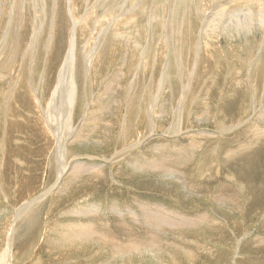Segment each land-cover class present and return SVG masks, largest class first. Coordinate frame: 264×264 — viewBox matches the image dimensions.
I'll list each match as a JSON object with an SVG mask.
<instances>
[{
	"label": "rangeland",
	"instance_id": "374dc122",
	"mask_svg": "<svg viewBox=\"0 0 264 264\" xmlns=\"http://www.w3.org/2000/svg\"><path fill=\"white\" fill-rule=\"evenodd\" d=\"M146 1H149V10L151 9V5L154 3V1H156L158 4L162 2V0ZM176 3L177 2L172 5L173 13L170 17V19H176V21H172L176 22V28L177 26H179V23L181 24L183 22L184 24L186 23L185 26L188 29L194 28L195 24L188 20V18H190V14L194 15V10L188 9L187 18H185V20H182V15L185 14L183 12H186V10L183 11L184 7H181ZM249 4L250 3H245L246 6H248ZM41 6L42 5H40V8ZM125 9L123 10V12L125 11ZM9 11H11L10 6ZM123 12H120L119 15H121ZM51 14H58V11H55V9L51 7ZM84 14H80L81 17L79 22L83 19ZM117 17L119 16H116V18ZM99 18L101 23L105 21V19L101 16H98L97 20ZM113 20L115 19L112 18L110 19V21H108V26L109 23H111V21ZM144 22H149V20L140 21V23L136 25V29H139L140 31L147 30L148 33H153L154 31H156L157 33L161 32V28L158 24H156V26L154 25V27L157 28L147 29L145 26L149 23L145 24ZM46 23L48 25L51 24V26H49L51 28H56L57 26L59 27V25L60 27L66 26V23L62 20L52 22L50 21ZM38 24L37 28L45 23ZM172 24L174 25V23ZM166 25H164L165 27L163 28L165 33L166 28L168 27V25ZM104 26H107L106 22H104V24L102 25L101 30L105 29ZM30 27L28 23L25 26L21 27L24 33L23 37L25 38V41L22 40L21 42L16 44V47H13L15 41L13 40L12 42H10V40L8 39H12L18 34V28L16 29L11 25L9 18L2 20L0 24V76L8 75V71L6 69H2L4 68V66L10 67L9 70L11 68L14 69L12 78H8L7 76L4 80L3 76L0 78V249L5 246L7 235L9 234L8 229L11 228L12 230L10 231V233H12L13 238V246H11V250H13L12 252L14 253H12V264L104 263L100 262L98 259H103L105 261V264H116L134 257V259L137 260L138 257H140L139 260H141L142 258V261L149 262V264H170L173 262L172 259L175 258L177 254V257H179V259L181 258L184 262H186L185 264H264V253L254 254L249 249V246L244 245L251 241H255L256 239H264V144L258 142L259 146L257 145V148H251V150L249 148L248 151H240L239 146H237L242 143L246 144L247 141L249 142L251 140L250 137L246 136V134H243L244 132H242L243 129H245L250 124L260 126L262 132L264 131V47L262 46L261 42H259L260 37L256 36L255 34L256 37H254L256 39L254 40L249 39L251 38V36H247V39H249V41H246V43H244L243 36H241L239 40L236 39L232 42L238 45L235 46L237 49L234 48L229 51L225 48L226 45L223 39V54L215 55L216 57L220 58V60H217L216 58L211 64L212 67L206 69L204 66L203 68H200V65L196 66V57L198 56V59L200 61L203 58L200 45H202V43H204L205 41L203 42L204 39H202V37L198 39L197 37H193L195 36L193 35V32V36H188L185 34L177 36L176 34L174 37H166L165 41H162L160 36L148 37V35L142 32L137 33L138 31H135L134 34H132L130 31L124 29L125 32L127 31L126 33L124 32L127 35H122V33H120V37L117 36L109 38V44L111 47L115 48L113 50L116 51V54H111L107 58H104L100 63L91 64L90 69H88V84L86 85L84 82L82 87L79 89L82 97H78V107L74 110L73 115L70 117L71 123L70 121H68L69 125L67 126L64 134V130L61 131L62 140L60 142V140H58L54 136V134H58L56 132V129L49 126V121H46L47 116L45 115V118V113L43 114V112H46L48 108V99L50 97V94L53 93L52 91H54V89L56 88L59 74L63 68V60L67 57L68 50L64 47H66L67 44L70 45L68 41L71 40L72 37L66 42V37L61 34L57 35L54 32H51L50 35L49 30L51 29H47L48 26L44 25V27L47 29L45 32L47 39H49L48 41L50 42H47L46 36L42 38L39 37L38 39V43L36 45L38 51L36 52V55H33L36 58L37 66L32 65L33 68L36 69L34 73L35 79L33 80V82H31V88L33 87L32 89H34L32 91L29 88L28 84L30 81V75L28 72L29 65H26L29 64L28 60L31 57V53L29 54L30 56L28 55L25 58L26 61L23 58L24 53L26 52L25 48L27 47V50L30 45L29 39H32ZM130 27L135 28L134 24H132ZM52 39L53 41L51 42ZM7 40L9 41V43ZM83 40L84 37H79L80 42H83ZM127 41H129L130 43ZM6 43H8V45ZM131 44H134V46ZM155 45L157 46V48ZM9 47L11 48V50L9 49ZM12 48H15V51H12ZM131 48L133 50H137L141 54H139V57L143 56V54L149 57L148 61L150 62V66L153 67L151 76L154 75L155 71L154 77L150 78V75H145L146 77H144V82H142L144 84L143 88L141 89L142 91L137 90L136 92L131 93L130 96L128 95L129 97L125 96V94L122 93L125 96L124 98L128 100V103H124V106H122V108L120 109H118V105L115 102L123 98V95L119 94V91L121 90H115L116 93L112 95L113 98L105 101L107 108L103 113H100L101 123L98 125V128H96L97 130L95 129L92 133L89 134L88 130L86 129L83 137L81 134L82 139L78 141L77 135L81 129V126H83L82 124L93 119L92 117H90V112L92 111V113H94L95 110L102 108L101 105H103L104 103L98 102V96L103 91L108 82L115 75L123 72L125 77L121 79L120 86L127 87L128 81L130 80V74L132 75L134 68L139 67L137 66L141 63L139 58L133 60V62L129 57L126 58L127 49ZM172 51L174 53H172ZM162 53L163 58H161ZM85 54H87V52H85L84 55ZM11 56L14 57L16 61L18 60V62L20 61L21 63H23L26 68H16L15 65H12V62L14 61L10 59L12 58ZM54 56L57 58H55ZM252 56L255 59L251 60L250 58ZM45 57H47L46 60ZM83 57L84 56L77 57V62L78 59H80V61L77 63L74 71L76 73L75 80L70 81V76H66L64 80L66 84L71 82L74 87H80V84L82 82L78 75L81 74L82 78L85 79V75L83 73H85L86 71L85 64L81 62V58ZM237 57H239V60L237 59ZM118 58L121 60H119ZM245 58H247V60H245ZM117 60L120 61V63H117ZM244 61L245 63L246 61L247 63H251V65L254 64V66L252 67L254 71L253 77L255 78V80H252L253 83L251 82V80H249L250 75L247 72V67H240V65H242ZM75 62L76 61H73L74 65ZM31 63L32 62H30V64ZM141 65H145V63L142 62ZM160 65L162 66V68ZM164 65H167V76L169 77L167 86L169 90H165L161 86L163 74L162 71H164L165 68ZM194 66L198 67L197 70L195 69L196 79H193L194 85L192 84V87H189L188 79L190 77V73L192 72L186 73V69L188 67V69L192 71V68ZM231 67H233V69H231ZM81 68L82 70H80ZM83 68L85 69V71ZM234 68L236 69V71L234 70ZM237 69L241 73L243 86L239 88L243 92L241 91L240 95L238 94L237 96H234V94H232V91L230 92V90L234 89L235 84H232L230 86L228 82L231 79L240 81L239 76H236L235 78L234 75L235 72H238ZM226 71L229 72L228 74H230L228 78L226 75H224ZM179 73L181 74L179 75ZM185 73L187 75L186 78ZM215 74L218 75V77L215 78L214 83L210 84V79L211 77H216ZM19 75L21 76L22 86L20 85L19 87H17L15 86V83H17L16 78ZM39 77L41 81L45 77L44 84L41 86L38 84L40 82V79H38ZM92 78L93 80H91ZM177 79H179L180 81L178 82ZM158 86L160 88H158ZM14 87L16 89H14ZM179 87L181 88L178 91ZM186 88L189 89L183 97V91ZM10 90L13 92L12 97L10 96ZM88 90H90L92 93ZM31 92H33V94ZM158 94L160 95L157 99L158 103L156 104L157 101H155V96ZM171 94L173 96H170ZM38 98H41L40 106H42V108L40 110L43 111V116L40 115L41 111H37V108L39 106ZM30 100L35 101L31 102ZM180 100L184 101L181 102ZM82 101L85 102L82 103ZM12 103L14 105H12ZM82 104L84 105V107L82 106ZM180 104L181 106H179ZM178 112L180 113V115ZM177 116L179 119L177 118ZM256 116H259L260 119L258 118L257 120ZM126 117L127 121L125 122ZM34 121L36 122V124ZM54 122L56 121H53V124H55ZM116 123L121 124L120 126H115ZM43 130L49 136L43 134ZM100 131L107 133V137L104 138ZM187 137H192L191 139L197 141L196 144L191 146L193 147V158L191 159V156L187 155L181 162L182 164H180V166L171 165L170 163L172 159H170V157L166 158V161L169 162H166V165L173 166L175 169H178L177 171L179 172H174L172 174L170 172H161L154 174L147 169L143 172H136V169L134 170V168L130 167L128 164L125 165V163H123L124 159L127 160L134 155H141L146 158L160 157L157 153H161L162 151L160 149L156 150V146L162 147L163 144H178V146L185 144L187 145ZM235 138H237L238 141L235 142ZM57 140L59 141V144H57ZM229 144H231L232 146ZM261 144L263 145L260 146ZM196 145H199V149L196 148ZM57 146H60L61 148L63 147L62 152L65 151L63 153L67 159L64 160L65 172L68 173L71 164H75L74 166L78 167V171L75 173L77 174V176H74L75 178L73 177V183L68 186L69 188L67 187L65 190L60 191L61 187L63 186V182L65 181L64 179L63 182L61 181V187L59 188V190H57L61 194L58 193L55 195H51L53 194V191L59 187L58 185V187L55 188V184H57L56 182H58V179L56 177V175L58 176L57 168H59L55 160V151ZM255 149H257V151ZM127 150L130 151L127 153L126 157H124V159L122 160H119L118 157L120 156V154H124V152ZM159 155H161L162 157L163 153ZM49 158L51 159L49 160ZM187 158H189V160L191 159V161L193 162L191 165H187L188 163H191V161L186 160ZM65 161L67 162V164H65ZM138 165H141L140 162L138 163ZM93 167H95L96 169H93ZM119 167L122 168L120 169ZM102 168H104L103 172L97 170H101ZM79 170H81V172ZM95 170L98 171L97 175L94 174L96 172H93ZM121 170L124 172V174H122ZM116 171L118 175L116 174ZM113 173L117 176L113 177ZM177 173L178 175L175 176V174ZM153 178H157L159 179V181H156ZM184 180L186 181L184 182ZM86 183L88 187H86ZM90 184H93V186L91 187ZM196 186H199V189L201 190H199ZM222 187H227L229 191L231 190V193H228L226 197L221 196V194H219V189H221ZM50 189L53 190L51 193H49L51 191ZM57 191H55V193ZM101 191L103 193H101ZM191 191L192 194L189 193ZM193 192L196 193L194 194ZM216 193L217 196L215 195ZM232 193L236 196V200H234L230 195ZM170 194H172L173 196ZM183 194H186L185 196H188L185 197ZM257 195L259 197L261 195L263 196L259 198ZM190 197L193 198L190 199ZM186 198L188 200H186ZM110 200L111 203L109 202ZM34 201L35 206L41 204L38 206L39 210H37L34 214L35 217H37L36 223L34 225H20L21 223L19 220L23 219L24 215H22L23 212L21 214H18L17 212H19L20 208H22L23 206L32 204L34 203ZM218 202H221V204H219ZM202 203L203 205H201ZM258 203L262 205L260 206ZM141 204H143V206ZM206 204H208L209 206H205ZM80 205L82 206V209H79L81 208ZM88 205L91 210L86 207ZM210 205L212 208L210 207ZM194 206L197 208H194ZM93 210H97V213H95ZM129 212H132L134 216L136 215L135 218H137V220L140 218L138 222H142V224H151L150 218L153 219V222L156 226H158L157 217L161 222L165 215L171 220L174 218V220H176H172V223L174 224H177L181 221L180 219V221H178V217H190L192 218L191 220L196 218L197 222L200 223L199 218L206 216L207 218H204L207 220L206 222L208 223V227L203 224L194 228H184V225L177 226L178 229H169L168 227H165L164 232L161 233V235L157 234L158 242H156L155 245H150V243L147 242L148 246H143L141 244V246L143 247L133 250L127 254L116 253L114 249L112 250V248L105 246V243L101 241L100 236H96V238L94 236V238H90L88 240L87 238L86 240L84 238L83 240L81 239L82 241L79 240L78 242L67 240L61 236L63 234V231L65 232V229L63 230V228L65 227H61V225H63L64 223H68L69 226L73 224L79 225L84 221L83 223H89L92 225L98 223L97 225L99 226L100 224L103 225V223L99 222L100 220L104 222L103 226L105 227H100V225L98 229L100 232H105L106 235H108V242H110L111 245L112 240L118 242L121 241L120 243H117L119 245L125 243L127 232L131 234V236L134 235L133 238L137 236V238L140 239L143 237L144 231L140 232L135 229L132 222L130 221ZM78 213H81L83 215L79 217L73 216L74 214ZM203 214L205 215L203 216ZM85 216L87 218L89 216L90 217L87 219L85 218ZM144 216L145 218H143ZM97 217L99 220L96 219ZM212 219L213 221H211ZM124 220L127 224L124 223ZM105 221H108L109 224L108 222L105 223ZM118 221H121L122 224H125L126 227L123 226L125 229L120 226H116ZM163 225H165V223H163ZM58 226L62 229H60ZM220 227L225 228V233L227 234V236L225 235V239L217 231L221 230ZM103 228L108 231H105ZM132 231L134 232L132 233ZM109 232L111 235L108 234ZM109 237H111V239ZM90 240H92V242H90ZM68 241H71L69 245ZM80 241L84 242V244H81ZM72 242L73 245L71 244ZM131 244L132 243H125L126 246L124 245L125 247H123V249L127 248V245ZM245 246L246 250L244 249ZM86 247L87 249H85ZM145 247H147L148 249H146ZM141 248H145L144 251L143 249L141 250ZM180 249L182 250L180 251ZM148 251L151 252L152 255L150 253H147ZM182 251L192 252L193 260H185L183 257L184 255H181ZM210 251H213L214 256L218 258L220 262L215 259L213 254L209 253ZM203 252H205V254ZM146 254H149L147 255L148 257L146 256ZM162 254L167 256L163 255L160 257L159 255ZM143 255L145 258L143 257ZM210 255H212L211 257L213 258L214 262H209L208 259ZM154 256L155 258H153ZM170 256L172 257V259ZM179 259L177 258L176 261H178Z\"/></svg>",
	"mask_w": 264,
	"mask_h": 264
},
{
	"label": "bare ground",
	"instance_id": "6f19581e",
	"mask_svg": "<svg viewBox=\"0 0 264 264\" xmlns=\"http://www.w3.org/2000/svg\"><path fill=\"white\" fill-rule=\"evenodd\" d=\"M175 2H177L176 4H178L179 6H183V11L186 10V12H183L185 14L182 15V20H185V18H187V13H188V9H192L194 10V15L190 14V18H188V20H190V22L194 23L195 26L194 28L188 29L184 22L183 23H179L181 21H179V26H175L176 22H172L173 20L176 21V19H170L172 12V5L175 4ZM153 3V2H152ZM245 3H250L248 6L245 5ZM4 5V6H3ZM40 5L41 8H40ZM149 1L146 0H0V24L2 22V20H5L6 18L10 19V23L12 26H14L16 29L18 28V34L12 38V39H8L10 40V42H12L13 40L15 41V43L13 44V47H16V44L21 42L22 40H24L25 38L23 37V31L21 29L22 26H25L27 23L30 27V22H31V27H30V32L32 33V39L30 40V45L29 48L26 50L25 48V53L23 58L25 59L30 53H31V57L28 60L29 64V68H28V72H29V77H30V81H29V88L33 91L34 89L31 88L32 84L31 82H33V80L35 79L34 73L36 71V69L33 68L32 65L37 66L36 65V58L33 55H36V52L38 51V48L36 47L37 43H38V39L39 37H45L46 36V30L47 29H51L49 30L50 35L51 32H54L55 34L59 35H63L66 37V42L71 38V40H69V44L70 45H66V47L68 50L67 53V57L63 60V68L59 74L58 77V82L56 84V88L54 89V91H52L53 93L50 94L49 97V105L48 108L46 110V112L41 111L40 109L42 108V106H40V99L38 98V103L39 106L37 108V111H41V116L42 112L44 114V116H47V122L49 121V126L54 127L56 129V132L58 133L57 135L54 134V136L60 140H62L61 134L63 131V134L67 128V126L69 125L68 121H70L71 123V119L70 117L73 115V112L75 109H77L78 107V97H82L81 96V92L79 91V89L82 87V85L88 84V69H90L91 64L93 63H100L102 62V60L104 58H107L108 56H110L111 54H116V51L113 50L115 48L111 47L109 44V38L111 37H117L119 36L120 33H122V35H127L125 34V30L130 31L132 34H134L135 31L142 32L146 35H148V37L150 36H160L162 41H165L166 37H170V36H175L177 34L181 35V34H185L188 36H193V37H197L200 38L202 37L203 42L201 46V54H202V60L200 61L197 58V64L196 66L200 65V68H203V66L208 69L211 66V64L213 63V61L217 58V60H220V58L216 57L215 55L219 54L222 55L223 51H222V42L224 39V43L226 45V49L232 50L234 48H236L235 46H238L235 43H232L233 41H235L236 39L239 40L241 36H243L244 39V43H246V41H249V39H256V36H259V42H261L262 46L264 47V0H185V1H180V0H162L161 3H157L156 1H154V3L151 5V9L149 10ZM9 6L11 7V11H9ZM178 6V7H179ZM51 7L55 9V11H58V14H51ZM180 7V8H181ZM85 8V10H84ZM126 8V9H125ZM125 9V11L123 12V10ZM148 9V10H147ZM113 10V11H112ZM161 10V11H160ZM180 10V9H179ZM84 11V12H83ZM100 12V13H99ZM120 12H123L121 15H119ZM180 12V11H179ZM192 12V11H191ZM84 14L83 19L79 22L80 20V14ZM177 13V12H176ZM182 14V13H181ZM174 15V14H173ZM178 15V14H177ZM98 16H101L105 19L104 22L107 23L108 26V21H110V19L114 18L115 20L111 21V23H109V26L104 30L102 29V25L104 24V22H100V18L97 20ZM116 16H119L116 18ZM174 17V16H173ZM102 18V19H103ZM110 18V19H109ZM57 20H62L66 23L65 27H60V23L58 24L59 27L57 26L56 28H51L46 22H52V21H57ZM147 21L149 20L148 25H146L145 27L147 29L150 28H157L154 27V25L156 26V24H158L161 28V32H156L154 31L153 33H148L147 30L146 31H140L139 29H136V25L138 23H140V21ZM59 22V21H58ZM189 22V21H188ZM38 23H45L40 25L37 28V24ZM145 23V22H144ZM145 23V24H146ZM174 23V25L172 24ZM132 24H134L135 28L130 27ZM168 25V27L166 28V33L163 30V28L165 27L164 25ZM39 25V24H38ZM44 25H47V29L44 27ZM53 25V23H52ZM157 25V26H158ZM166 25V26H167ZM172 25V26H171ZM188 25V24H187ZM55 27V26H54ZM177 31V32H176ZM125 32V33H124ZM193 32V35H192ZM53 33V34H54ZM141 33V34H142ZM21 34V35H20ZM140 34V35H141ZM157 34V35H156ZM256 34V36H255ZM49 35V34H48ZM53 36V35H52ZM247 36H251V38L247 39ZM255 36V37H254ZM50 37V36H49ZM79 37H84L83 42L79 41ZM120 37V36H119ZM130 37V36H129ZM141 37V36H140ZM31 38V37H30ZM145 38V37H144ZM180 38V37H179ZM47 39V36H46ZM59 39V38H58ZM113 39V38H112ZM117 39V38H116ZM141 39V38H140ZM152 39V38H151ZM7 40V41H8ZM49 39H47V42L49 43L50 41H48ZM115 40V39H114ZM123 40V39H122ZM128 40V39H127ZM137 40V39H136ZM144 40V39H143ZM172 40V39H171ZM207 40V41H206ZM242 40V39H241ZM25 41V40H24ZM53 41V39L51 40V42ZM62 41V40H61ZM124 41V40H123ZM130 41V40H129ZM127 41V42H129ZM142 41V40H141ZM153 41V40H152ZM65 42V41H64ZM139 42V41H138ZM143 42V41H142ZM147 42V41H145ZM144 42V43H145ZM200 42V40H199ZM239 42V41H238ZM9 43V41H8ZM8 43H6L8 45ZM130 43V42H129ZM194 43V42H193ZM52 44V43H50ZM54 44V43H53ZM126 44V43H125ZM141 44V43H140ZM148 44V43H147ZM156 44V43H155ZM158 44V43H157ZM167 44V43H166ZM25 45V44H24ZM64 45V44H63ZM134 46V44H131ZM139 45V44H138ZM197 45V44H196ZM49 46V45H48ZM116 46V45H115ZM156 46V45H155ZM195 46V45H194ZM199 46V48H200ZM253 46V45H252ZM12 47V46H10ZM9 47V49L11 50V48ZM143 47V46H142ZM164 47V46H163ZM198 47V46H197ZM254 47V46H253ZM134 48V47H133ZM153 48V46H152ZM157 48V46H156ZM155 48V49H156ZM166 48V47H165ZM5 49V48H4ZM15 49V48H14ZM12 48V51L14 50ZM177 49V48H176ZM197 49V48H195ZM225 49V50H226ZM237 49V48H236ZM18 50V49H17ZM47 50V49H46ZM144 50V49H143ZM147 50V49H146ZM15 51V50H14ZM20 51V50H19ZM5 52V51H4ZM21 52V51H20ZM62 52V51H61ZM87 52V54L84 55V53ZM146 52V51H145ZM180 52V51H179ZM13 53V52H12ZM10 53V54H12ZM49 53V52H48ZM164 53V52H163ZM163 53L161 54V58H163ZM172 53H174L172 51ZM176 53V52H175ZM237 53V52H236ZM240 53V52H238ZM140 53L137 50H133L131 49H127L126 52V58L129 57L132 62L133 60H136L137 58L140 59L141 63L140 65L138 64L137 66H139L138 68H134L132 75L130 74V80L128 81V86H120V81L121 79H123L125 77L123 72L118 73L117 75H115L109 82L108 84L105 86V88L103 89V91L99 94L98 96V102H103L104 104L101 105L102 108H99L97 110L94 111V113H92V111L90 112V117H92L93 119L87 121L86 123L84 122L81 126V129L77 135V140L80 141L84 135V133L86 132V129L88 130V133H92L96 128H98V125L101 123L100 122V113L104 112L107 108L106 105V100L113 98V94L116 93L115 90H121L119 91V94L123 95V98L125 96H130L131 93L136 92L137 90H141L143 88V83L144 82V77H146L145 75H150V78H153L155 75V71H154V75L151 76V72L153 67L150 66V62L148 61L147 56H145V54H143V56L139 57ZM194 54V53H193ZM62 55V54H61ZM64 55V54H63ZM232 55V54H231ZM234 55V53H233ZM238 55V54H237ZM13 56V55H12ZM11 56V57H12ZM22 56V55H21ZM30 56V55H29ZM46 56V55H45ZM65 56V55H64ZM81 58V62H83L86 66V71L85 73H83L85 75V79L82 78V75H78L80 80H81V84L80 87H74L73 84L70 83H65L64 80L66 78V76H70V81L75 80V76L76 73L75 68L77 66V63L80 61V59H78L77 62V57H82ZM119 56V55H118ZM122 56V55H121ZM55 57V56H54ZM61 57V56H60ZM153 57V56H152ZM175 57V55H174ZM173 57V58H174ZM16 58V57H15ZM21 58V59H23ZM57 58V57H55ZM59 58V57H58ZM76 58V59H74ZM239 57H237L238 59ZM12 59L14 62H12V65H15L16 68L18 67H22V69L25 67L23 65V63H21L20 61L18 62V60L16 61L14 59V57L10 58ZM17 59V58H16ZM28 59V58H27ZM47 59V57H45V60ZM119 59V58H118ZM122 59V57H121ZM119 59V60H121ZM165 59V58H164ZM234 59V58H233ZM241 59V58H240ZM251 60L255 59L253 56L250 58ZM57 60V59H56ZM84 60V61H83ZM127 60V59H126ZM153 60V59H152ZM175 60V59H174ZM229 60V59H228ZM231 60V59H230ZM239 60V59H238ZM245 60H247V58H245ZM11 61V60H10ZM23 61V60H22ZM26 61V59H25ZM53 61V60H52ZM61 61V60H59ZM73 61L75 62V65L73 64ZM162 61V60H161ZM232 61V60H231ZM30 62H32L30 64ZM58 62V61H57ZM120 63V61L117 60V63ZM126 62V61H125ZM143 63H145V65H141ZM155 63V61H154ZM232 63V62H231ZM238 63V62H237ZM253 63V62H252ZM21 64V65H20ZM52 64V63H51ZM80 64V63H79ZM128 64V63H127ZM55 65V64H54ZM61 65V64H60ZM110 65V63H109ZM126 65V64H125ZM124 65V66H125ZM218 65V64H217ZM51 66V65H50ZM161 66V65H160ZM165 66V65H164ZM194 66L192 68V71L188 69H186V73L188 72H192L190 73V77L188 79V84L189 87H192L191 85L193 84V79H196V74H195V69L197 70L198 67ZM254 66V64L251 65V63H245V61L243 62L242 65H240V67H247V72L250 75V79L251 82L252 80H255L254 76V71L252 69V67ZM14 67V68H15ZM52 67V66H51ZM62 67V66H61ZM157 67V66H156ZM179 67V66H178ZM236 67V66H235ZM10 67H6L4 66V68L2 69H6L8 71V75H6L8 78L11 77L14 73V69H10ZM26 68V67H25ZM37 68V67H36ZM56 68V67H55ZM158 68V67H157ZM162 68V66H161ZM191 68V67H190ZM204 68V69H205ZM243 68V69H244ZM21 69V72H22ZM95 69V68H94ZM119 69V68H118ZM129 69V68H128ZM218 69V68H217ZM231 69H233V67H231ZM242 69V68H241ZM25 70V69H24ZM82 70V68L80 69ZM234 70L236 71V69L234 68ZM246 70V69H245ZM20 71V70H18ZM77 71V70H76ZM124 71V70H123ZM203 71V70H202ZM218 71V70H217ZM231 71V70H230ZM238 71V69H237ZM25 72V71H24ZM79 72V71H78ZM77 72V73H78ZM91 72V70H90ZM162 82H161V86L165 89V90H169L167 83L169 82V77L167 76V65L164 68V71H162ZM176 72V71H175ZM212 72V71H211ZM19 73V72H18ZM185 73V78L187 77ZM216 73V72H215ZM229 72H225L224 75L227 76V78L229 77L230 74H228ZM42 74V73H41ZM181 73H179L180 75ZM40 75V74H39ZM129 75V74H128ZM173 75V74H172ZM214 75V74H213ZM216 75V74H215ZM235 78L236 76H239V80L240 81H236V80H230L228 83L231 86L232 84H235V87L233 90H230V92L232 94H234V96H237L238 94H241V91L239 87L243 86V81L241 78V73L235 72ZM3 76V75H2ZM0 76V78L2 77ZM6 76H3V80L6 78ZM24 76V75H23ZM16 77V76H15ZM91 77V76H90ZM181 77V76H180ZM218 75H216V77H211L210 79V84L215 82V78H217ZM234 77V76H233ZM231 77V78H233ZM78 78V77H77ZM76 78V79H77ZM82 78V79H81ZM198 78V76H197ZM252 78V79H251ZM15 79V78H14ZM28 79V78H27ZM40 79V77L38 78ZM41 79H42V75H41ZM38 83L40 86L44 84L45 81V77L43 78V80ZM129 79V78H128ZM181 79V78H180ZM2 80V81H3ZM12 80V79H11ZM69 80V79H68ZM93 80V78L91 79ZM178 82L180 81L179 79H177ZM186 80V79H185ZM238 80V79H237ZM1 81V80H0ZM17 83H15L17 87H19L20 85L22 86V81H21V76H17L16 78ZM27 81V80H26ZM107 81V80H106ZM105 81V82H106ZM149 81V80H148ZM248 81V80H247ZM14 82V80H13ZM28 82V81H27ZM26 82V84H27ZM264 82V81H263ZM73 83V82H72ZM80 83V82H79ZM225 83V82H224ZM253 83V82H252ZM11 84V83H10ZM13 84V83H12ZM93 84V83H92ZM103 84V83H102ZM105 84V83H104ZM159 84V83H158ZM14 85V84H13ZM78 85V84H77ZM90 85V84H89ZM194 85V84H193ZM103 86V85H102ZM157 86V85H156ZM211 86V85H210ZM24 87V86H23ZM28 87V86H27ZM97 87V86H96ZM155 87V86H154ZM188 87V86H187ZM249 87V86H248ZM158 88H160L158 86ZM181 87H179L178 91L180 90ZM226 88V87H225ZM229 88V87H228ZM14 89H16L14 87ZM88 89V88H87ZM149 89V88H148ZM157 89V88H156ZM189 88H186L183 91V97L184 95L188 92ZM22 90V89H21ZM158 90V89H157ZM156 90V91H157ZM225 90V89H224ZM30 91V90H29ZM78 91V92H77ZM90 91V90H88ZM142 91V90H141ZM152 91V90H151ZM11 92V97L13 92L10 90ZM24 92V91H23ZM22 92V93H23ZM91 92V91H90ZM147 92V91H146ZM160 92V91H159ZM168 92V91H165ZM243 92V91H242ZM17 93V92H16ZM30 93V92H29ZM33 94V92H31ZM78 93V94H77ZM92 93V92H91ZM124 93V94H122ZM152 93V92H151ZM89 94V92H88ZM176 94V93H175ZM250 94V93H249ZM92 95V94H91ZM95 95V94H94ZM150 95V94H149ZM153 95V94H152ZM160 94L155 96V101L156 104L158 103V97ZM179 95V94H178ZM87 96V95H86ZM119 96V95H118ZM128 96V97H129ZM135 96V94H134ZM142 96V94H141ZM146 96V95H144ZM143 96V97H144ZM164 96V95H163ZM170 96H173L172 94ZM192 96V95H191ZM26 97V96H25ZM33 97V95H32ZM31 97V98H32ZM30 98V99H31ZM84 98V97H83ZM119 99L118 101H116L115 103L118 105V109L122 108V106H124V103H128L127 99ZM151 98V97H150ZM153 98V97H152ZM173 98V97H172ZM26 99V98H25ZM170 99V97H169ZM251 99V98H250ZM27 100V99H26ZM81 100V99H80ZM150 100V99H149ZM153 100V99H152ZM253 100V99H252ZM19 101V100H18ZM29 101V100H28ZM31 101V100H30ZM33 101V100H32ZM31 101V102H32ZM35 101V100H34ZM33 101V102H34ZM87 101V100H86ZM147 101V100H146ZM181 101V100H180ZM184 101V100H182ZM181 101V102H182ZM37 102V101H36ZM85 102V101H84ZM82 101V103H84ZM91 102V101H90ZM163 102V101H162ZM7 103V102H6ZM9 103V101H8ZM7 103V104H8ZM146 103V102H145ZM149 103V101H148ZM147 103V104H148ZM152 104V103H151ZM162 104V103H161ZM160 104V105H161ZM182 104V103H181ZM181 104L179 106H181ZM233 104V103H232ZM12 105H14L12 103ZM25 105V104H24ZM32 105V104H31ZM30 105V106H31ZM81 105V104H80ZM159 105V104H158ZM34 106V103H33ZM82 106L84 107V105L82 104ZM81 106V107H82ZM9 107V106H8ZM100 107V106H99ZM88 108V107H87ZM158 108V107H157ZM181 108V107H180ZM9 109V108H8ZM11 109V108H10ZM14 109V108H13ZM127 110V108H126ZM182 110V109H180ZM179 110V111H180ZM177 111V110H176ZM179 113V112H178ZM82 114V113H81ZM180 115V113H179ZM190 115V114H189ZM40 116V117H41ZM45 116V118H46ZM175 116V115H174ZM128 117V116H127ZM127 117L125 119V122L127 121ZM138 117V116H137ZM257 117V116H256ZM262 117V116H261ZM36 118V117H35ZM39 118V117H38ZM165 118V117H164ZM178 118V116H177ZM259 116L257 117L258 120ZM264 118V116H263ZM262 118V119H263ZM65 119V120H63ZM81 119V118H80ZM90 119V118H88ZM122 119V118H121ZM149 119V117H148ZM179 119V118H178ZM260 119V118H259ZM261 119V120H262ZM78 120V119H77ZM53 121L55 124H53ZM35 122V121H34ZM45 122V121H44ZM60 122V123H59ZM82 122V121H81ZM46 123V122H45ZM76 123V122H75ZM133 123V122H132ZM256 123V122H255ZM36 124V122H35ZM121 124V123H120ZM120 124H117L115 126H120ZM149 124V123H148ZM37 126V125H36ZM114 126V127H115ZM122 126V125H121ZM129 126V125H128ZM236 126V125H235ZM162 127V125H161ZM147 128V127H146ZM149 128V127H148ZM50 129V128H48ZM71 129V128H70ZM76 129V128H75ZM97 130V129H96ZM126 130V129H125ZM152 130V129H151ZM103 135V137H107V133L100 131ZM244 132L243 134H246V136L250 137L251 140L248 142H246V144L242 143L239 144L237 146H239V150L241 151H248V149L250 148H255L258 145V142H261L264 144V131L262 132L260 126H256L254 124H250L249 126H247L245 129H243ZM43 134L47 135V133L43 130ZM82 134V137H81ZM42 135V134H41ZM86 135V134H85ZM138 135V134H137ZM239 135V134H238ZM237 135V136H238ZM49 136V135H47ZM99 136V135H98ZM245 136V135H244ZM102 137V136H101ZM151 137V136H150ZM188 138V143L187 145H180L178 146V144H163L162 147L160 146H156L155 149L158 150L160 149L163 153V156L161 157V153H157L158 156L157 158H146L143 157L141 155H134L131 158H128L127 160L124 159V157H126L127 153L130 150L127 151H123L124 154H120V156L118 157L119 160H123V163L128 164L130 167L134 168V170L136 172H143L146 169L151 171L154 174L157 173H165V172H170L171 174L174 172H179L177 171L178 169H175L173 166H180V164H182L181 162L184 160V158L187 155L191 156V159L193 158L192 154H193V146L194 144L197 143V141L191 139L192 137H187ZM204 138V137H203ZM238 138V137H237ZM235 138L234 141H238V139ZM109 139V138H108ZM241 139V138H240ZM246 139V137H245ZM57 140V144H59V141ZM114 140V139H113ZM242 140V139H241ZM106 141V140H105ZM243 141V140H242ZM108 142V141H107ZM130 142V141H129ZM146 142V141H145ZM175 142V141H174ZM173 142V143H174ZM240 142V141H239ZM104 143V142H103ZM161 143V142H160ZM176 143V142H175ZM184 143V142H183ZM257 143V144H256ZM61 144V143H60ZM107 144V143H106ZM156 144V143H155ZM256 144V145H255ZM260 144V143H259ZM263 144H261L260 146H262ZM55 145V144H54ZM151 145V144H150ZM149 145V146H150ZM231 145V144H229ZM234 145V144H233ZM148 146V145H147ZM232 146V145H231ZM259 146V145H258ZM160 147V148H159ZM63 148V147H62ZM62 148L60 146H57L56 151H55V160H56V164L59 168L57 173L58 176L56 175L58 182H56L57 184H55V188L59 187L56 190H51L49 193H51L53 191V194L51 195H55V194H61L59 191V188L62 185L63 180L65 179V181L63 182V186L61 187L60 191L65 190L68 186H70L71 183H73L74 181V176H77V174H75L78 171V167L74 166L71 164L68 173L65 172V167H64V160L66 159V156L63 154L64 152H62ZM196 148L199 149V145H196ZM195 148V150H196ZM228 148V147H227ZM257 148V147H256ZM259 148V147H258ZM263 148V147H262ZM117 149V148H115ZM130 149V148H129ZM144 149V148H143ZM146 149V148H145ZM152 149V148H151ZM260 149V148H259ZM153 150V149H152ZM249 150V151H250ZM257 151V149H255ZM263 150V149H262ZM1 151V150H0ZM143 151V150H142ZM150 151V150H148ZM138 152V151H137ZM144 152V151H143ZM160 152V151H157ZM3 153V152H2ZM154 153V152H153ZM245 153V152H244ZM247 153V152H246ZM253 153V152H252ZM249 154V153H248ZM53 155V154H52ZM153 155V154H152ZM250 155V154H249ZM253 155V154H252ZM25 157V156H24ZM153 157V156H152ZM172 159L171 160V165L173 166H167L166 164L169 163L166 161V158ZM224 157V156H223ZM237 157V156H236ZM233 158V157H232ZM252 158V157H251ZM258 158V157H257ZM260 158V157H259ZM6 159V158H5ZM51 158H49L50 160ZM112 159V158H111ZM117 159V160H118ZM191 159L189 160V158H187L186 160L191 161ZM247 159V158H246ZM168 160V159H167ZM234 160V159H233ZM241 160V159H240ZM78 161V160H77ZM108 161V160H107ZM116 161V160H115ZM227 161V160H226ZM249 161V160H248ZM6 162V161H5ZM49 162V161H48ZM140 162L141 165H138V163ZM167 162V163H166ZM251 162V161H250ZM22 163V162H21ZM185 163V162H184ZM193 162L191 161V163H188L187 165H191ZM254 163V162H253ZM65 164H67V162L65 161ZM77 165V164H76ZM87 165V164H86ZM74 166V167H73ZM186 166V165H185ZM230 166V165H229ZM232 166V165H231ZM91 167V166H90ZM97 167V166H96ZM183 167V166H181ZM198 167V165H197ZM228 167V166H227ZM261 167V166H260ZM89 168V167H88ZM117 168V167H116ZM120 168V167H119ZM122 168V167H121ZM120 168V169H121ZM186 168V167H185ZM81 169V168H80ZM92 169V168H91ZM93 169H96L95 167H93ZM92 169V170H93ZM227 169V168H226ZM230 169V168H229ZM100 172L104 171V168H102L101 170L97 169ZM97 170L93 171L96 172L94 174L97 175ZM81 172V170H79ZM83 171V170H82ZM122 171V170H121ZM244 171V170H243ZM84 172V171H83ZM119 172V171H118ZM249 172V171H248ZM254 172V171H253ZM201 173V172H200ZM86 174V173H85ZM90 174V173H89ZM117 174V171H116ZM116 174L113 173V177L117 176ZM122 174H124V172L122 171ZM146 174V173H145ZM189 174V173H188ZM104 175V174H101ZM100 175V176H101ZM121 175V174H120ZM150 175V174H149ZM178 175L175 174V176ZM200 175V174H198ZM262 175V174H261ZM83 176V174H82ZM111 176V177H112ZM123 176V175H122ZM143 176V175H142ZM152 176V175H151ZM158 176V175H157ZM180 176V175H179ZM202 176V175H201ZM200 176V177H201ZM219 176V175H218ZM74 177V178H73ZM95 177V176H94ZM106 177V176H105ZM144 177V176H143ZM170 177V176H169ZM173 177V176H172ZM178 177V176H177ZM196 177V176H195ZM203 177V176H202ZM207 177V176H205ZM62 178V180H61ZM77 178V177H76ZM96 178V177H95ZM148 178V177H147ZM171 178V177H170ZM174 178V177H173ZM188 178V177H187ZM154 179V178H153ZM161 179V178H160ZM168 179V178H167ZM183 179V178H182ZM203 179V178H202ZM238 179V178H237ZM91 180V179H90ZM93 180V179H92ZM154 180H158L159 179H154ZM165 180V178H164ZM199 180V179H198ZM239 180V179H238ZM62 181V182H61ZM150 181V180H148ZM172 181V180H171ZM182 181V180H181ZM186 180H184L185 182ZM61 182V183H60ZM105 182V181H103ZM154 182V181H153ZM173 182V181H172ZM108 183V182H106ZM105 183V184H106ZM162 183V182H161ZM168 183V182H167ZM200 183V182H199ZM214 183V182H212ZM251 183V182H250ZM163 184V183H162ZM169 184V183H168ZM223 184V183H222ZM257 184V183H256ZM86 187H88L87 183L85 184ZM91 185V184H90ZM259 185V184H258ZM84 186V185H83ZM93 186V184L91 185V187ZM104 186V185H102ZM154 186V185H153ZM165 186V185H164ZM167 186V184H166ZM225 186V184H224ZM120 187V185H119ZM148 187V186H147ZM170 187V186H169ZM197 187V186H196ZM230 187V186H229ZM246 187V186H245ZM69 188V187H68ZM194 188V186H193ZM198 189L200 188L199 186L197 187ZM236 188V187H235ZM264 188V187H263ZM54 189V188H53ZM94 189V188H93ZM97 189V188H96ZM112 189V188H110ZM130 189V188H129ZM145 189V188H144ZM86 190V189H85ZM103 190V189H102ZM167 190V189H166ZM179 190V189H178ZM185 190V189H184ZM201 190V189H199ZM258 190V189H257ZM55 191H57L55 193ZM110 191V190H109ZM151 191V190H150ZM168 191V190H167ZM208 191V190H207ZM231 191V190H230ZM229 191V189L227 187H222L221 189H219V194H221V196H225L228 195V193H231ZM242 191V190H241ZM90 192V191H89ZM114 192V191H112ZM110 192V193H112ZM136 192V191H135ZM180 192V191H179ZM206 192V190H205ZM239 192V191H238ZM75 193V192H74ZM82 193V192H81ZM101 193H103L101 191ZM142 193V192H141ZM192 194V191L189 192ZM194 193V192H193ZM196 193V192H195ZM194 193V194H195ZM212 193V192H211ZM244 193V192H243ZM115 194V193H114ZM118 194V193H117ZM116 194V195H117ZM162 194V193H159ZM169 194V192H168ZM173 194V193H172ZM170 194V195H172ZM201 194V193H200ZM206 194V193H204ZM208 194V193H207ZM169 195V196H170ZM184 196L186 194H183ZM214 195V194H213ZM217 196V193L215 194ZM232 196V198L234 200H236V196L232 193L230 194ZM80 196V195H79ZM82 196V195H81ZM165 196V195H164ZM167 196V195H166ZM173 196V195H172ZM171 196V197H172ZM177 196V195H176ZM180 196V195H179ZM188 196V195H187ZM185 196V197H187ZM208 196V195H207ZM230 196V198H231ZM258 196V195H257ZM263 196V195H261ZM260 196V197H261ZM116 197V196H115ZM132 197V196H131ZM136 197V196H135ZM134 197V198H135ZM196 197V196H195ZM212 197V196H211ZM214 197V196H213ZM259 197V196H258ZM259 197V198H260ZM53 198V197H52ZM58 198V197H57ZM69 198V197H68ZM114 198V197H113ZM193 197H190V199ZM220 198V197H219ZM229 198V197H228ZM39 199V198H38ZM55 199V198H54ZM116 199V198H115ZM206 199V198H205ZM215 199V198H212ZM223 199V198H222ZM225 199V198H224ZM232 199V200H233ZM53 200V199H52ZM69 200V199H68ZM108 200V199H107ZM121 200V199H120ZM137 200V199H136ZM186 200H188L186 198ZM195 200V199H194ZM193 200V201H194ZM230 200V199H229ZM229 200H224V201H229ZM75 201V200H74ZM92 201V199H91ZM90 201V202H91ZM133 201V200H132ZM210 201V200H209ZM231 201V200H230ZM77 202V201H76ZM88 202V201H87ZM111 203V200L109 201ZM108 202V203H109ZM182 202V201H181ZM187 202V201H186ZM192 202V201H191ZM212 202V201H211ZM259 202V201H258ZM85 203V202H84ZM92 203V202H91ZM188 203V202H187ZM195 203V202H194ZM219 203V202H218ZM216 203V204H218ZM226 203V202H224ZM251 203V202H250ZM257 203V202H256ZM95 204V203H93ZM101 204V203H100ZM106 204V203H105ZM114 204V203H113ZM125 204V203H124ZM133 204V203H132ZM183 204V203H182ZM192 204V203H191ZM221 204V202L219 203ZM246 204V203H245ZM259 204V203H258ZM41 205V204H39ZM35 206V201L32 204H27L25 206H23L22 208H20L19 212H17L18 214H21L23 212L22 215H24L23 219L19 220L20 221V225L26 226V225H34L36 223V218L35 217V213L37 210H39L38 206ZM58 205V204H56ZM64 205V204H63ZM70 205V204H69ZM84 205V204H82ZM87 205V203H86ZM110 205V204H109ZM112 205V204H111ZM126 205V204H125ZM135 205V204H134ZM143 206V204H141ZM203 205V203L201 204ZM208 204H206L205 206H207ZM242 205V204H240ZM248 205V204H246ZM260 205V204H259ZM262 205V204H261ZM260 205V206H261ZM73 206V205H71ZM81 206V205H80ZM124 206V205H123ZM136 206V205H135ZM139 206V205H137ZM146 206V205H145ZM158 206V205H156ZM204 206V207H205ZM209 206V205H208ZM249 206V205H248ZM89 208V205L86 206ZM114 207V206H113ZM141 207V206H140ZM160 207V206H159ZM166 207V206H165ZM188 207V206H187ZM211 207V205H210ZM224 207V206H223ZM226 207V206H225ZM228 207V206H227ZM84 208V207H83ZM111 208V207H109ZM130 208V207H129ZM139 208V207H138ZM194 208H197L194 206ZM212 208V207H211ZM241 208V207H240ZM245 208V207H242ZM62 209V208H61ZM82 209V206L81 208ZM90 209V208H89ZM153 209V208H152ZM161 209V208H160ZM200 209V208H199ZM216 209V208H215ZM221 209V208H220ZM256 209V208H255ZM2 210V209H1ZM91 210V209H90ZM100 210V209H99ZM104 210V208H103ZM146 210V209H145ZM162 210V209H161ZM166 210V209H165ZM201 210V209H200ZM203 210V209H202ZM207 210V209H206ZM7 211V210H6ZM70 211V210H69ZM80 211V210H79ZM94 211V210H93ZM97 211V210H96ZM96 211H94L95 213H97ZM112 211V210H111ZM133 211V210H132ZM147 211V210H146ZM152 211V210H151ZM169 211V210H168ZM175 211V210H174ZM215 211V210H214ZM221 211V210H220ZM249 211V210H248ZM4 212V211H3ZM141 212V211H140ZM160 212V211H159ZM211 212V211H210ZM238 212V211H237ZM247 212V211H246ZM245 212V213H246ZM110 213V212H109ZM130 213V221L132 222L133 226L135 227V229L137 231H144L143 233V237L138 239L137 236H135V238H133V236H131V234H129L127 232L126 234V241L125 243H132L131 245H127V248L123 249V247H125V243H123L122 245H119L117 243H120L121 241H111L112 245L110 244V242H108V235H106L105 232H100L98 227L101 225H97L96 223L94 225L89 224V223H83L81 222L79 225H69L68 223H64L63 225H61V227H65L63 228V230L65 229V232L63 231V234L61 235L62 237H64L67 240H73V241H79V240H83L85 238L90 239V238H96L97 237H101V241L103 243H105V246L112 248V250L114 249L116 253H122V254H127L130 253L133 250H136L140 247H143L144 245H147L148 243H150V245H155L157 241V234L161 235V233L164 232V228L168 227L169 229H178L177 226L179 225H184V228L186 227H197V226H201L202 224L205 225L206 227H208V223L206 222L207 220L204 218L206 216H204L205 214H203L204 217H200L199 218V222H197L196 218H194L193 220H191L192 218L190 217H178V221H180L177 224L172 223V220H174V218L171 220L169 218H167V216L163 218V220L160 222V220L157 217V222H158V226H156L153 222V219L150 218V222L151 224H142V222H138V219L135 218V216L132 214V212ZM162 213V212H161ZM217 213V212H216ZM49 214V213H48ZM47 214V215H48ZM160 214V213H159ZM168 214V213H167ZM177 214V213H176ZM175 214V215H176ZM213 214V213H212ZM222 214V213H221ZM240 214V213H239ZM70 215V214H69ZM83 214L78 213V214H74L73 216H81ZM126 215V214H125ZM179 215V214H178ZM207 215V214H206ZM219 215V214H218ZM18 216V215H17ZM71 216V215H70ZM88 216V215H87ZM230 216V215H229ZM90 217V216H89ZM88 217V218H89ZM99 217V216H98ZM98 217L96 219H98ZM106 217V216H105ZM121 217V215H120ZM150 217V216H148ZM170 217V215H169ZM199 217V216H198ZM219 217V216H218ZM81 218V217H80ZM85 218H87L85 216ZM84 218V219H85ZM87 218V219H88ZM100 218V217H99ZM127 218V217H126ZM142 218V217H141ZM145 218V216L143 217ZM207 218V217H206ZM220 218V217H219ZM6 219V218H5ZM77 219V217H76ZM148 219V218H147ZM176 219V218H175ZM180 219V220H179ZM71 220V219H70ZM81 220V219H80ZM99 220V219H98ZM106 220V219H105ZM116 220V219H115ZM82 221V220H81ZM86 221V220H85ZM146 221V219H145ZM176 221V220H174ZM213 221V219L211 220ZM215 221V220H214ZM13 222V221H12ZM88 222V220H87ZM99 222L103 223L104 222L100 221ZM108 221H105V223H107ZM16 223V222H15ZM93 223V222H92ZM113 223V222H112ZM125 223V220H124ZM163 223H165V225H163ZM109 224V222H108ZM127 224V223H125ZM125 224H122L121 221H118L116 226L117 227H122L125 226ZM227 224V223H226ZM231 224V223H230ZM101 225L100 227H105ZM107 225V224H105ZM229 225V224H228ZM227 225V226H228ZM4 226V225H3ZM9 226V225H8ZM37 226V225H36ZM109 226V225H108ZM130 226V225H129ZM216 226V225H214ZM5 227V226H4ZM11 227V226H10ZM14 227V225H13ZM59 227V226H58ZM61 227H59L60 229H62ZM107 227V226H106ZM126 227V226H125ZM9 228V227H8ZM181 228V227H180ZM179 228V230H180ZM105 230V228H103ZM109 229V228H106ZM125 229V228H124ZM182 229V228H181ZM221 230H217L218 233L225 239V235L227 236V234L225 233V228L224 227H220ZM12 229H8L9 234L7 235V241L5 246L0 249V264H12V251L11 250V246H13V238H12V233H10ZM101 230V229H100ZM122 230V229H121ZM133 230V229H132ZM166 230V229H165ZM108 231V230H105ZM128 231V230H127ZM130 231V230H129ZM177 231V230H176ZM209 231V230H208ZM211 231V230H210ZM134 231H132L133 233ZM224 232V233H223ZM14 233V232H13ZM123 233V232H122ZM131 233V232H130ZM151 233V234H148ZM7 234V233H6ZM109 235L110 232L108 233ZM113 234V233H112ZM138 234V233H137ZM186 234V233H185ZM210 234V233H209ZM218 234V235H219ZM249 234V233H248ZM47 235V234H46ZM136 235V234H135ZM189 235V233H188ZM215 235V234H214ZM139 236V235H138ZM212 236V235H211ZM219 237V236H218ZM9 238V239H8ZM111 239V237H109ZM215 238V237H214ZM259 238V237H258ZM103 239V240H102ZM120 239V238H118ZM204 239V238H203ZM81 240V241H82ZM99 240V238H98ZM253 240V239H252ZM80 241V242H81ZM186 241V240H185ZM27 242V241H26ZM71 242V241H70ZM68 241V245L70 243ZM90 242H92V240H90ZM97 242V241H96ZM148 242V243H147ZM218 242V241H217ZM65 243V242H64ZM89 243V242H86ZM102 243V244H103ZM116 243V244H115ZM146 243V244H143ZM190 243V242H189ZM193 243V242H191ZM211 243V242H210ZM59 244V243H58ZM73 245V242L71 243ZM70 244V245H71ZM81 244H84V242H81ZM100 244V243H99ZM141 244L143 246H141ZM206 244V243H205ZM242 244V243H241ZM65 245V244H64ZM75 245V244H74ZM125 245V246H124ZM244 245L249 246V249L251 250L252 253L256 254V253H260L263 254L264 253V239L263 240H255V241H251L249 243H246ZM99 246V245H98ZM103 246V245H102ZM101 246V249H102ZM148 246V245H147ZM62 247V246H61ZM67 247V246H66ZM84 247V246H83ZM235 247V245H234ZM146 249H148L147 247H145ZM144 248V249H145ZM153 248V246H152ZM172 248V247H170ZM176 248V247H174ZM87 249V247L85 248ZM143 248H141L142 250ZM143 249V251H144ZM186 249V248H185ZM244 249L246 250V246L244 247ZM64 250V249H63ZM98 250V249H97ZM182 249H180L181 251ZM61 251V250H60ZM139 251V250H138ZM160 251V250H159ZM96 252V251H95ZM137 252V251H136ZM156 252V251H155ZM247 252V251H246ZM98 253V252H97ZM104 253V251H103ZM150 253L151 252H147ZM157 253V252H156ZM155 253V254H156ZM159 253V252H158ZM205 254V252H203ZM210 254H213V251L209 252ZM14 254V253H13ZM96 254V253H95ZM109 254V253H108ZM139 254V253H138ZM161 254V253H160ZM165 254V253H164ZM159 255L160 257L163 256ZM249 254V253H248ZM130 255V254H129ZM136 255V254H135ZM149 254H146V256ZM152 255V254H151ZM158 255V254H157ZM181 255L184 257L185 260H189L192 261L193 260V254L190 251H182ZM180 255V256H181ZM202 255V254H201ZM118 256V255H117ZM133 256V255H131ZM139 256V255H138ZM137 256V257H138ZM156 256V255H155ZM155 256L153 258H155ZM167 256V255H164ZM178 256V254H177ZM176 256V257H177ZM195 256V255H194ZM212 255L209 256V262H214L213 258L211 257ZM214 256V254H213ZM92 257V256H91ZM107 257V256H106ZM144 257V255H143ZM148 257V256H147ZM171 257V256H170ZM173 258L172 259V263L170 264H185L186 262H184L181 258L179 259V257H177L179 260H177V258ZM204 257V256H203ZM215 257V256H214ZM116 258V257H115ZM123 258V257H122ZM135 258V257H134ZM134 258H130L126 261L123 262H119L116 264H149V262L146 261H142L143 259L141 258V260H139L140 257H138L137 259ZM145 258V257H144ZM168 258V257H167ZM63 259V258H62ZM113 259V258H112ZM111 259V260H112ZM158 259V257H157ZM155 259V260H157ZM215 259L217 261L218 258L215 257ZM100 262H104L101 264H105V261L103 259H98ZM120 260V259H118ZM124 260V259H123ZM152 260V259H151ZM162 260V259H161ZM62 261V260H61ZM94 261V260H93ZM108 261V260H107ZM117 261V260H116ZM137 261V262H136ZM154 261V260H153ZM160 261V260H159ZM109 262V261H108ZM162 262V261H161ZM206 262V261H205ZM220 262V261H219ZM234 262V261H233ZM151 263V262H150ZM155 263V262H154ZM160 263V262H159ZM259 263V262H258ZM62 264V263H61ZM94 264V263H93ZM107 264V263H106ZM157 264V263H156ZM161 264V263H160ZM218 264V263H217ZM221 264V263H220ZM223 264V263H222Z\"/></svg>",
	"mask_w": 264,
	"mask_h": 264
}]
</instances>
